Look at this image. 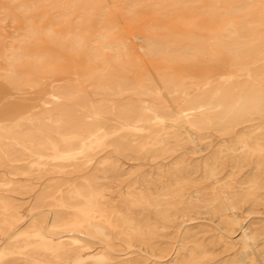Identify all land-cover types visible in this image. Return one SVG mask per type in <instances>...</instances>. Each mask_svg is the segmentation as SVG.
<instances>
[{"label": "bare ground", "instance_id": "obj_1", "mask_svg": "<svg viewBox=\"0 0 264 264\" xmlns=\"http://www.w3.org/2000/svg\"><path fill=\"white\" fill-rule=\"evenodd\" d=\"M0 94V264H264V0H0Z\"/></svg>", "mask_w": 264, "mask_h": 264}, {"label": "rangeland", "instance_id": "obj_2", "mask_svg": "<svg viewBox=\"0 0 264 264\" xmlns=\"http://www.w3.org/2000/svg\"><path fill=\"white\" fill-rule=\"evenodd\" d=\"M10 96H8L7 94H0V105H3V104H5V103H9V102H11V100H10V98H9ZM14 104H12V106H13ZM239 237V236H238ZM238 237H236L235 239H237Z\"/></svg>", "mask_w": 264, "mask_h": 264}]
</instances>
